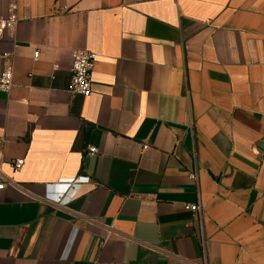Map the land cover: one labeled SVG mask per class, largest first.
<instances>
[{
  "label": "crops",
  "instance_id": "0c3cea01",
  "mask_svg": "<svg viewBox=\"0 0 264 264\" xmlns=\"http://www.w3.org/2000/svg\"><path fill=\"white\" fill-rule=\"evenodd\" d=\"M11 3L0 264H264V0H0V16ZM74 50L97 54L88 96L68 92ZM78 176L68 204L47 199Z\"/></svg>",
  "mask_w": 264,
  "mask_h": 264
},
{
  "label": "built area",
  "instance_id": "2783aa9c",
  "mask_svg": "<svg viewBox=\"0 0 264 264\" xmlns=\"http://www.w3.org/2000/svg\"><path fill=\"white\" fill-rule=\"evenodd\" d=\"M17 8L18 6L16 3H11L8 8V16H0V35L8 29L15 28L18 23ZM71 55L72 77L68 86V92L71 94L88 96L92 92V72L97 61V54L93 51L74 50ZM5 56L6 55H4V57ZM13 77L14 68L12 64L5 63L2 67H0V93H10L13 87ZM147 146V144H144L143 148H146ZM96 153H98V149L96 147H89L88 154L94 155ZM22 165V159L15 160V169L21 168ZM189 179L195 183L196 186H198V174L195 169L189 172ZM88 180L89 177L87 176H78L77 178L63 181L61 182L63 189L59 193L53 194L47 192L46 197L48 200L58 205H66L75 197L77 193L76 188ZM4 187V181L0 180V189H3ZM185 207L201 217L203 207L200 200L193 204H186Z\"/></svg>",
  "mask_w": 264,
  "mask_h": 264
}]
</instances>
